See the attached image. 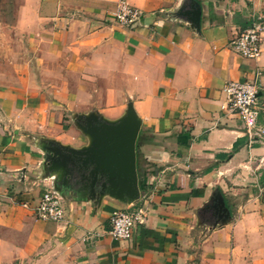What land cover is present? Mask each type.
<instances>
[{"label": "crops", "instance_id": "1", "mask_svg": "<svg viewBox=\"0 0 264 264\" xmlns=\"http://www.w3.org/2000/svg\"><path fill=\"white\" fill-rule=\"evenodd\" d=\"M119 1L0 0V264H264V114L250 141L222 109L228 81H255L264 99V41L256 61L228 47L264 0H125L132 29ZM129 107L139 198L63 192L44 147L85 149L80 117L114 123ZM47 190L61 222L34 214ZM131 207L144 223L113 240L111 216Z\"/></svg>", "mask_w": 264, "mask_h": 264}, {"label": "water", "instance_id": "2", "mask_svg": "<svg viewBox=\"0 0 264 264\" xmlns=\"http://www.w3.org/2000/svg\"><path fill=\"white\" fill-rule=\"evenodd\" d=\"M200 9L196 6L193 20H199ZM81 130L91 138L89 147L74 150L57 143L44 147L45 166L58 171L63 192H81L91 200L108 194L123 203L139 198L136 166V141L140 122L131 107L117 122L108 123L96 116L80 117ZM213 208L218 218H227L220 192L214 195Z\"/></svg>", "mask_w": 264, "mask_h": 264}, {"label": "built area", "instance_id": "3", "mask_svg": "<svg viewBox=\"0 0 264 264\" xmlns=\"http://www.w3.org/2000/svg\"><path fill=\"white\" fill-rule=\"evenodd\" d=\"M140 11L120 0L114 13L115 21L126 28H133ZM264 41V12L252 16L247 28L236 34L228 43L229 49L239 57L256 61L262 52ZM225 100L222 109L235 115L250 141L261 137L259 118L264 114V99L258 95L255 81H228L223 86ZM2 178L0 177V188ZM64 200L56 192L47 190L40 197L34 214L37 219L61 222L65 218ZM145 213L142 208H129L115 212L110 218L108 235L116 241H130L137 225L143 224Z\"/></svg>", "mask_w": 264, "mask_h": 264}]
</instances>
